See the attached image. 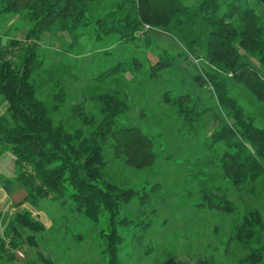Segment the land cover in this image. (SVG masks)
<instances>
[{"label":"trees","instance_id":"obj_1","mask_svg":"<svg viewBox=\"0 0 264 264\" xmlns=\"http://www.w3.org/2000/svg\"><path fill=\"white\" fill-rule=\"evenodd\" d=\"M258 4L264 6V0H255ZM0 14L20 16L29 27L24 41L10 40L3 48L0 39V108L4 105L0 158H14L13 176L26 191L25 203L39 209L43 201L50 200L94 227L102 216L107 217L102 253L107 264H122L121 208L145 204L153 195L144 188H123L107 180L106 149L127 168L151 173L159 159L154 136L118 123L129 109V99L113 89L98 92L100 121L95 122L82 105L71 109L78 127L56 120L67 95L57 85L54 92L44 90L47 84L39 79L45 61L33 43L39 44L44 35L55 31L67 34L72 48L90 29L100 40L114 36L120 42L138 40L145 28L161 31L185 48V60L191 57L201 62V72L191 78L200 91L210 82L213 90L209 93L220 110L214 116L211 154L205 157L208 163L198 166L201 180L195 194L201 203L197 207L237 215L224 243L246 251L238 264H264V126L240 100L251 96L253 104L264 107V21L249 0H0ZM16 48L19 51L12 58ZM161 51L148 78L165 86V76L169 78L176 64L183 62ZM141 67V61L133 58L101 73L96 81L108 83L109 78L120 76L126 80ZM193 69L198 71L196 66ZM183 84L166 89L161 102L163 110L171 113L167 115L177 123L182 120V134L196 137L197 125L204 126L203 117L211 108L202 112L198 98L179 93ZM158 118L166 122V115ZM232 195L244 210L231 200ZM6 228L5 236H0V264L5 256L14 258L6 255V244L18 250L28 232L27 242L36 245L35 236L46 231L40 218L28 210L17 213ZM27 264L55 263L41 256Z\"/></svg>","mask_w":264,"mask_h":264},{"label":"rangeland","instance_id":"obj_2","mask_svg":"<svg viewBox=\"0 0 264 264\" xmlns=\"http://www.w3.org/2000/svg\"><path fill=\"white\" fill-rule=\"evenodd\" d=\"M249 3L264 21V6L255 5V0H249ZM28 30L27 23L20 16L0 14L2 47L8 46L10 40L24 41ZM137 36L138 40L134 42H120L114 36L100 40L90 29L72 48L71 38L55 31L53 35H44L39 44L33 43L45 61V70L39 79L41 84H47L44 90L54 92L57 85L64 88L67 95L65 107L55 119L78 127L80 124L71 109L82 105L95 122L100 121L98 92L113 89L124 92L129 99V109L118 118V123L139 127L154 136L159 159L151 173L127 168L106 149L107 180L123 188H144L149 195H153L152 200L145 204L121 208L118 230L122 237L119 246L122 264H238L246 251L234 244L224 243L230 236L232 218L238 216L197 207L201 202L195 194L200 188L197 183L201 180L198 166L208 163L205 157L211 154L208 147L215 128L214 116L220 111L216 110L217 102L209 93L213 90L212 86L208 82L203 90L198 89L199 85L191 76L201 72L202 64L191 57L185 60L187 51L175 37L148 28ZM161 49L169 51L175 61L183 62L176 64L169 78L165 76V86L159 81L155 83L156 79L148 78L151 66L158 62L162 54ZM17 51L18 48L12 50V58ZM133 58L139 59L142 67L127 75L126 80L120 76L117 80L109 78L108 83L96 81L101 73ZM193 66L198 67L197 72ZM184 82L186 84L180 86L179 93L189 92L194 99L198 98L200 108L204 107L202 112L207 110L205 107L212 109H208L203 117L204 126L197 125L199 134L196 137L183 135L180 130L182 120L177 123L167 115L171 113L163 110L165 106L161 102L166 89L173 90ZM44 90L43 94H46ZM242 97L239 99L248 112L256 115L264 126V107L253 104L251 96ZM164 115L166 122L158 118ZM14 169L11 155L0 159V173L8 176ZM23 189L21 184L12 182V199ZM231 200L241 204L234 195ZM247 203L252 207L255 205ZM244 208L240 205V210ZM32 211L43 221L45 233L35 236L36 245L27 242V237L31 235L28 232H24L22 239L25 243L18 250L6 244V255L12 254L14 258L5 256L1 264H27L41 256L52 259L55 264H107L102 253L106 247L102 235L107 233V217L102 216L98 226L94 227L85 218L50 200L43 201L39 209L33 208ZM262 213L264 215V211ZM6 227L7 223H3L0 236H5ZM9 238H5L6 242L10 241Z\"/></svg>","mask_w":264,"mask_h":264},{"label":"crops","instance_id":"obj_3","mask_svg":"<svg viewBox=\"0 0 264 264\" xmlns=\"http://www.w3.org/2000/svg\"><path fill=\"white\" fill-rule=\"evenodd\" d=\"M0 110L1 113L4 111V105ZM14 171L15 169L12 174L8 176L4 175V172L0 173V227L3 226V223H7L8 225L12 220V215L15 216L19 211L28 210L31 211L34 216L36 215L32 211L33 208L28 203L24 202L26 198V191L24 189L19 191L14 199H12V182L15 181L13 176Z\"/></svg>","mask_w":264,"mask_h":264},{"label":"built area","instance_id":"obj_4","mask_svg":"<svg viewBox=\"0 0 264 264\" xmlns=\"http://www.w3.org/2000/svg\"><path fill=\"white\" fill-rule=\"evenodd\" d=\"M18 254H19L21 257H23V255H22L21 253L18 252Z\"/></svg>","mask_w":264,"mask_h":264}]
</instances>
